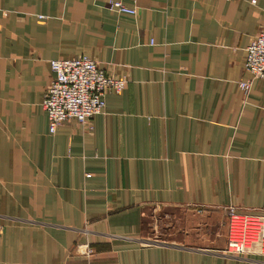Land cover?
<instances>
[{"label":"crops","instance_id":"obj_1","mask_svg":"<svg viewBox=\"0 0 264 264\" xmlns=\"http://www.w3.org/2000/svg\"><path fill=\"white\" fill-rule=\"evenodd\" d=\"M123 1L0 0V264H264L225 209L264 214V0ZM80 54L125 85L50 133L49 61Z\"/></svg>","mask_w":264,"mask_h":264},{"label":"built area","instance_id":"obj_2","mask_svg":"<svg viewBox=\"0 0 264 264\" xmlns=\"http://www.w3.org/2000/svg\"><path fill=\"white\" fill-rule=\"evenodd\" d=\"M108 8L119 13L134 15L136 7L123 0H108ZM45 18L43 15L38 16ZM54 76L47 86L42 107L47 115L48 129L53 133L63 121L74 118L84 130L92 129V118L103 111L107 92H120L126 79L107 73L99 62L88 54L71 58H52L49 61ZM244 67L249 79L238 85L246 95L254 78H264V14L258 32L246 46ZM226 250L264 255V214H248L233 204L226 208ZM91 251L90 246H86Z\"/></svg>","mask_w":264,"mask_h":264}]
</instances>
